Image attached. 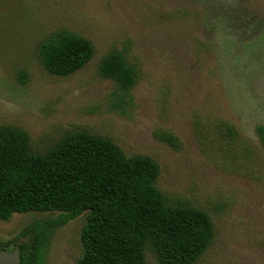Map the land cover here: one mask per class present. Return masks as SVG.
Listing matches in <instances>:
<instances>
[{"label": "rangeland", "instance_id": "obj_1", "mask_svg": "<svg viewBox=\"0 0 264 264\" xmlns=\"http://www.w3.org/2000/svg\"><path fill=\"white\" fill-rule=\"evenodd\" d=\"M61 29L95 45L67 76L38 54ZM112 50L136 70L130 90L99 73ZM3 124L24 129L38 153L85 130L151 156L168 203L212 218L213 241L195 264H264V0H0ZM57 214L0 219V241L13 248L28 240L26 225ZM86 215L52 231L42 264H76ZM146 264H159L150 249Z\"/></svg>", "mask_w": 264, "mask_h": 264}, {"label": "trees", "instance_id": "obj_2", "mask_svg": "<svg viewBox=\"0 0 264 264\" xmlns=\"http://www.w3.org/2000/svg\"><path fill=\"white\" fill-rule=\"evenodd\" d=\"M94 52L89 38L61 29L40 43L38 54L47 71L67 76ZM99 73L124 91L136 83L134 66L119 50L104 57ZM160 137L174 143L171 135ZM159 174L151 156H128L113 140L85 130L68 131L38 153L24 129L0 126V219L16 212H58L22 229L19 237L28 238L18 244L22 264H42L52 231L84 212V252L76 264H146L147 249L159 264H195L213 241L214 223L203 209L168 203L156 185ZM11 246L0 241V250Z\"/></svg>", "mask_w": 264, "mask_h": 264}, {"label": "water", "instance_id": "obj_3", "mask_svg": "<svg viewBox=\"0 0 264 264\" xmlns=\"http://www.w3.org/2000/svg\"><path fill=\"white\" fill-rule=\"evenodd\" d=\"M0 264H22L20 245L0 250Z\"/></svg>", "mask_w": 264, "mask_h": 264}]
</instances>
